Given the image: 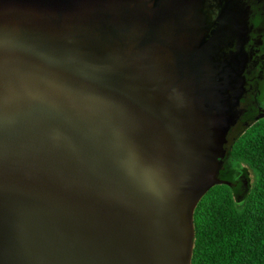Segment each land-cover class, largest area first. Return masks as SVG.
<instances>
[{
  "label": "water",
  "instance_id": "obj_1",
  "mask_svg": "<svg viewBox=\"0 0 264 264\" xmlns=\"http://www.w3.org/2000/svg\"><path fill=\"white\" fill-rule=\"evenodd\" d=\"M188 3L0 0V264H191L247 55Z\"/></svg>",
  "mask_w": 264,
  "mask_h": 264
},
{
  "label": "trees",
  "instance_id": "obj_2",
  "mask_svg": "<svg viewBox=\"0 0 264 264\" xmlns=\"http://www.w3.org/2000/svg\"><path fill=\"white\" fill-rule=\"evenodd\" d=\"M228 156L219 178L246 191L221 183L201 198L191 264H264V121L245 130Z\"/></svg>",
  "mask_w": 264,
  "mask_h": 264
},
{
  "label": "flooded vegetation",
  "instance_id": "obj_3",
  "mask_svg": "<svg viewBox=\"0 0 264 264\" xmlns=\"http://www.w3.org/2000/svg\"><path fill=\"white\" fill-rule=\"evenodd\" d=\"M187 2L190 3L187 14L192 13L195 5L199 18L203 19L206 34L224 37V43L227 42L224 51H235L244 36L242 48L247 55L245 92L240 99V113L236 119L237 126L243 128L241 136L250 126L264 121V0ZM233 188L237 193L246 191L242 186L237 187V183Z\"/></svg>",
  "mask_w": 264,
  "mask_h": 264
},
{
  "label": "rangeland",
  "instance_id": "obj_4",
  "mask_svg": "<svg viewBox=\"0 0 264 264\" xmlns=\"http://www.w3.org/2000/svg\"><path fill=\"white\" fill-rule=\"evenodd\" d=\"M229 159H230V158H229V156L227 155L226 158L224 159L223 168H224V164H226V162H227ZM229 164H230V163H229ZM223 168H222V169H223ZM220 171H221V170H220ZM247 177H248V176H247ZM249 181H250V179H249ZM227 182H228V181H227ZM229 183H230V182H229ZM234 184H235V183H230V186H231V185L234 186Z\"/></svg>",
  "mask_w": 264,
  "mask_h": 264
}]
</instances>
